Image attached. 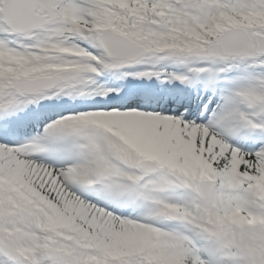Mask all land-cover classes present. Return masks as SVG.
<instances>
[{"label":"snow or ice","instance_id":"obj_1","mask_svg":"<svg viewBox=\"0 0 264 264\" xmlns=\"http://www.w3.org/2000/svg\"><path fill=\"white\" fill-rule=\"evenodd\" d=\"M0 264H264V0H0Z\"/></svg>","mask_w":264,"mask_h":264}]
</instances>
